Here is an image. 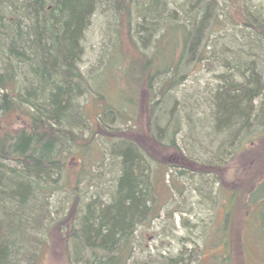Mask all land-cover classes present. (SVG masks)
Returning a JSON list of instances; mask_svg holds the SVG:
<instances>
[{
    "label": "trees",
    "instance_id": "trees-1",
    "mask_svg": "<svg viewBox=\"0 0 264 264\" xmlns=\"http://www.w3.org/2000/svg\"><path fill=\"white\" fill-rule=\"evenodd\" d=\"M174 1L0 0V264H41L51 232L83 264H128L135 231L149 228L162 209L155 182L168 200L181 196L166 185L171 168L181 177L209 173L219 180L224 166L231 182L214 204L229 192L234 256L240 258L248 230L264 258V82L255 60L238 57L209 99L212 135L225 140L216 151L227 147L221 160L185 155L175 141L178 117L161 128L156 115L162 100L202 69L214 33L240 27L252 50L264 49V17L247 6L223 12L221 0H185L180 17L169 9ZM106 14L111 39L99 53L102 69L84 75L85 34ZM81 99L93 102V115ZM143 116L147 132L136 127ZM105 145L114 166L109 185L81 203L80 186L97 165L87 176L83 167L97 162L95 154L102 158ZM56 192L71 195L52 221L47 207ZM180 262L179 255L161 264Z\"/></svg>",
    "mask_w": 264,
    "mask_h": 264
},
{
    "label": "rangeland",
    "instance_id": "rangeland-1",
    "mask_svg": "<svg viewBox=\"0 0 264 264\" xmlns=\"http://www.w3.org/2000/svg\"><path fill=\"white\" fill-rule=\"evenodd\" d=\"M220 2L223 12L227 9L229 12L232 11V7L247 6L260 10L264 17V0H221ZM223 3L229 7L224 9ZM181 4L182 8L188 9L189 5L185 0L171 2L169 9L183 17L177 9ZM216 11L224 14L221 10ZM108 16L109 14L97 15L85 34L84 54L79 64V69L84 75L89 74L90 71L97 73L102 69L98 63L99 53L105 47L108 38L111 39L109 34H106L108 22L111 20ZM241 31L240 27L228 25L224 30L214 33L207 46L208 60L203 64L202 69L192 73L183 85L171 92L159 105L156 114L159 126L165 127L171 120H174V116H177L181 129L175 136L176 145L185 155L196 161H207L209 158L219 161L227 156L225 150L227 147L223 144L220 154L216 151L218 144L225 140H223L224 135H212L213 125L210 121L209 99L220 83L219 77L228 69L230 70L232 63L240 58L244 61L245 59L255 60L264 82V49L258 45L256 40H253L259 48L254 46L252 50L251 42L246 38L242 39L244 33ZM245 32L249 33V30ZM240 44L243 45L241 47L244 53L237 52ZM84 101L81 99L80 104H83L85 110L93 115V102L89 100L84 103ZM142 119L141 123H136V127L141 126V129L147 132L146 126L150 124L149 118L143 116ZM92 120L94 119L90 117L89 121ZM105 124L109 128L117 126L122 128V125L114 120H107ZM110 148L105 145L103 157H97L95 154L98 158L97 162H89L88 167H83V173L86 170L87 176L89 167L92 164L97 165L90 169L94 176L88 177L89 181L80 186L81 203L95 199L100 191L109 185L110 175L114 171ZM217 156L220 157L216 158ZM245 160L241 157V162ZM70 168L74 169L73 164ZM230 170V166H224L219 172L222 175L218 177L219 181L215 177H208L211 176L209 173L204 177H181L178 176L177 169L171 168L165 176L166 185L171 189L180 188L181 196L173 195L168 200H166L167 190L161 182L156 181L154 187L162 199V209L149 228L139 227L135 231L132 256L128 264H161L179 255L181 256L180 264H264V258L260 254L262 248L260 245H251L248 230H243L244 234H241L246 240L242 241V254L239 255L241 261H238L239 257L234 256L231 231L233 214L229 192H224L225 200L222 203L216 206L214 204L217 191L223 190L226 184L231 182ZM70 195L69 192H56L49 196L47 208L52 221L60 218L64 209V200ZM214 198L212 202L211 199ZM50 235L52 239L48 238L47 244L51 248L47 249V256L41 264H83L81 257L74 254L66 255L63 240L57 233L51 232ZM235 259L239 263L235 262Z\"/></svg>",
    "mask_w": 264,
    "mask_h": 264
}]
</instances>
